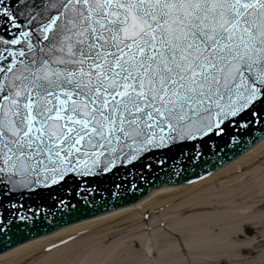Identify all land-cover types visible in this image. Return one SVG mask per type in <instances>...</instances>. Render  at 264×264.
I'll return each instance as SVG.
<instances>
[{
  "label": "snow or ice",
  "instance_id": "6c2138e0",
  "mask_svg": "<svg viewBox=\"0 0 264 264\" xmlns=\"http://www.w3.org/2000/svg\"><path fill=\"white\" fill-rule=\"evenodd\" d=\"M253 133L264 145V0H0V239L35 226L26 196L174 147L205 167L208 152L222 160ZM256 165L264 182V158L241 165V178ZM248 230L227 234V264H255Z\"/></svg>",
  "mask_w": 264,
  "mask_h": 264
},
{
  "label": "bare ground",
  "instance_id": "6f19581e",
  "mask_svg": "<svg viewBox=\"0 0 264 264\" xmlns=\"http://www.w3.org/2000/svg\"><path fill=\"white\" fill-rule=\"evenodd\" d=\"M261 158L264 145L259 142L222 171H215L214 177L175 190L159 188L129 208L33 239L0 254V264H164L170 258L181 264L203 259L227 264L230 257L220 249L227 234L237 228L256 225L252 228L257 232L248 242L257 250L264 244V182L259 166H254L253 175L241 178V165ZM195 206L204 213L192 217L184 211ZM145 215L150 217L147 222ZM256 254L255 264H264V255ZM231 261L237 264L238 258Z\"/></svg>",
  "mask_w": 264,
  "mask_h": 264
},
{
  "label": "water",
  "instance_id": "95a60500",
  "mask_svg": "<svg viewBox=\"0 0 264 264\" xmlns=\"http://www.w3.org/2000/svg\"><path fill=\"white\" fill-rule=\"evenodd\" d=\"M254 135L255 133L244 136L238 147L231 150L225 149L222 160L216 159L211 152H208L205 159L209 160V165L196 167L194 170L181 157V149L174 147L168 152L153 154L151 159L146 157L136 163L134 167L121 168L101 177L85 178V181L80 182L79 185L69 181L65 187L54 188L50 192L41 190L36 194L26 196L23 201L25 205L31 206L34 210L38 209L36 211L35 226L24 227L21 225L19 229L14 230L13 235L0 239V254L30 240L59 231L62 227L95 216L103 214L105 216L110 214V211H117L122 207L129 208L150 191L157 190L159 187L166 186L171 190H175L184 186L183 184H187L188 180L197 181L196 176L203 175L205 170L214 172L246 150L248 151L258 142L257 140L255 143H250ZM220 147L223 148V145ZM158 160H163L164 163L162 165L158 164ZM145 164H151V169L143 168L142 166ZM213 164L215 167H212ZM193 171H195V175H193ZM132 184L137 186L135 191H125L131 188ZM116 185L121 186L120 190L116 188ZM116 191H119L120 194L113 196L112 193ZM77 192H79V195H77ZM60 199L76 205V209L62 211L61 208L55 206Z\"/></svg>",
  "mask_w": 264,
  "mask_h": 264
},
{
  "label": "rangeland",
  "instance_id": "374dc122",
  "mask_svg": "<svg viewBox=\"0 0 264 264\" xmlns=\"http://www.w3.org/2000/svg\"><path fill=\"white\" fill-rule=\"evenodd\" d=\"M161 211V210H160ZM244 227H249L250 228V230H248L249 231V234H251V237L252 238H254V235L256 234V232H257V228H252L250 225H245ZM260 231V230H259ZM247 237V236H246ZM252 240V239H251ZM250 240V241H251ZM258 240H260V239H258ZM260 250H264V244H262L260 247H259V249H258V252L257 253H260L261 251ZM257 255V254H256Z\"/></svg>",
  "mask_w": 264,
  "mask_h": 264
}]
</instances>
